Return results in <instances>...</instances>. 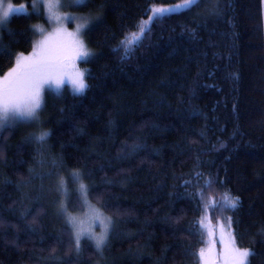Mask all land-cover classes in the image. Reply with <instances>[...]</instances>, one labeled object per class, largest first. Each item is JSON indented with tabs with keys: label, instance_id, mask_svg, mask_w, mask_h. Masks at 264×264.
Masks as SVG:
<instances>
[{
	"label": "trees",
	"instance_id": "obj_1",
	"mask_svg": "<svg viewBox=\"0 0 264 264\" xmlns=\"http://www.w3.org/2000/svg\"><path fill=\"white\" fill-rule=\"evenodd\" d=\"M181 3L83 2L95 14L79 62L87 89L45 92L34 125L0 133V264H202L201 249L221 264L219 222L248 264H264L261 0H199L126 51L151 9ZM39 20L12 15L2 28L0 74L31 52ZM76 178L112 219L100 250L74 249L60 192L77 208ZM225 193L236 208L221 206Z\"/></svg>",
	"mask_w": 264,
	"mask_h": 264
},
{
	"label": "snow or ice",
	"instance_id": "obj_2",
	"mask_svg": "<svg viewBox=\"0 0 264 264\" xmlns=\"http://www.w3.org/2000/svg\"><path fill=\"white\" fill-rule=\"evenodd\" d=\"M199 0H183V3L169 8H154L151 9L152 15L147 20L141 21L139 25V33H133L132 40L122 41L127 46L138 44L146 32L150 31L151 25L166 15L175 12L177 9H190L192 6H198ZM2 3V0H0ZM62 6V0H48L46 7L48 8L49 18L55 19L57 22L62 20V17L57 15V10ZM33 10L37 5H32ZM26 12V6L20 5L13 7L11 3L4 7L0 12V26L5 25L12 15H20ZM43 32V29H40ZM62 29H58L57 33ZM80 28L76 33H67L72 37L73 44V61L77 58L83 59L90 55L83 42L77 39ZM50 37H46L34 46L33 52L29 56L21 54L17 60L16 65L4 77L0 78V133L9 130L17 124L32 121L37 119L38 112L43 105L42 92L45 85H55L56 89L66 83L65 71L67 65L62 62L61 58L53 54L49 46ZM84 73L76 70L74 76L69 77L68 82L72 85L74 94H82L88 87L84 81ZM49 133H42L37 139L40 142L45 141ZM78 175V174H76ZM81 189L85 190V186L81 184ZM238 198L232 197L230 193H225L222 199L221 206L227 208H236L238 206ZM215 211L216 205H212ZM95 220L104 224V219L97 212ZM110 223V218H108ZM107 228V224H104ZM230 226V222H229ZM84 235H89L96 241V247L99 249L107 239V232L100 236H94L91 233H86L81 229L76 234V248L79 249L80 239ZM252 255L248 249H240L236 246L235 240L230 239L225 245V264H248V257ZM200 259L204 260V264H208L205 257V250L201 249Z\"/></svg>",
	"mask_w": 264,
	"mask_h": 264
},
{
	"label": "rangeland",
	"instance_id": "obj_3",
	"mask_svg": "<svg viewBox=\"0 0 264 264\" xmlns=\"http://www.w3.org/2000/svg\"><path fill=\"white\" fill-rule=\"evenodd\" d=\"M83 2H85V0H62V6L57 10V15L62 17V20L57 22L54 18L53 19L49 18L48 8L46 7V5L48 4V0H2V3H0V12H2L3 8L7 7L9 3H11L13 7H19L20 5H25L26 6L25 13H32V12L38 13L39 11L40 13H42L44 20L36 21L33 24L36 32V37L34 39L31 52L17 54L13 65L3 74H0V78L4 77L12 68L15 67L16 60L21 54H23L24 56H29L33 52L34 46L37 43L43 41L46 37H50L51 39L49 40V46L52 49L53 54L61 58L62 62L67 65L65 69V71L67 72V76H65L66 83L63 84L59 90L56 89L54 84L51 86L45 85L44 91L42 92L43 102H44L45 92L47 91L60 92L64 87H67L69 91L73 92L72 85L70 82H68L69 77L74 76L75 71L79 70L84 73L83 78L85 81V69L81 67L79 64V62L83 61V59L77 58L73 61L72 59L73 38L68 36L67 33H76L77 29L80 28V32L77 36V39L83 42L87 51L91 54L90 48H88V46L86 45L84 33L86 29L90 26L92 20L95 17V14H93L92 11L80 10V7L82 6ZM33 4L37 5L35 10H33L32 7ZM261 5H262V25H263V34H264V0H261ZM4 26L5 25L0 26V33L2 28H4ZM40 29H43V32H41ZM58 29H62V31L57 33ZM89 56L87 58H89ZM37 119L17 124L14 127L27 128L31 125H34ZM76 179L77 181H75L74 186L78 194V196L76 195L77 198L76 203L78 205L76 206L77 208H74L71 211H67L65 209L64 199H65L66 191L64 190L62 183H61L62 192H60V203H61V208L65 213L67 223L72 229L73 238H74V249L75 251L76 250L78 251L81 247V244L79 246V249H77L75 243L77 232L83 229L86 233H91L94 236L98 237L104 234L106 231L107 239H108V235L112 225V219L109 217V215H107L104 212L102 208L91 203L90 199L87 197L86 194L87 186L82 180H79L78 178ZM81 184L85 186V190L81 189ZM56 188H58V184ZM97 212L104 219V224H107V228H105L104 224H101L95 220ZM108 218H110V223L108 222ZM207 225L210 227L209 223H207ZM213 232H215L217 240L220 245L218 252V259L220 260L221 264H225V258H224L225 245L229 242L230 239H233V237L230 231H228V229L226 228L225 224H222L221 222H219L215 226V230ZM82 239L91 242L92 243L91 245L94 246V248H96L97 250L102 249V247L107 241L106 239L105 243L98 249L96 247V241L94 238H90L89 235H84L81 237L80 241ZM240 249H245V248H240ZM207 256L214 257L211 251H207ZM213 260H214L213 264H216L215 257L213 258ZM202 264H204V261Z\"/></svg>",
	"mask_w": 264,
	"mask_h": 264
}]
</instances>
